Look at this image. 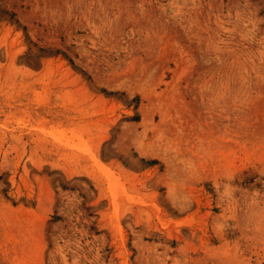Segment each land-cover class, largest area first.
I'll return each instance as SVG.
<instances>
[{
    "label": "rangeland",
    "instance_id": "obj_1",
    "mask_svg": "<svg viewBox=\"0 0 264 264\" xmlns=\"http://www.w3.org/2000/svg\"><path fill=\"white\" fill-rule=\"evenodd\" d=\"M0 264H264V0H0Z\"/></svg>",
    "mask_w": 264,
    "mask_h": 264
}]
</instances>
